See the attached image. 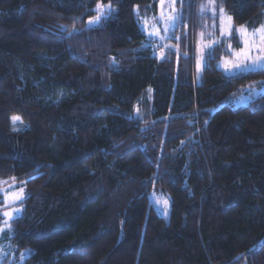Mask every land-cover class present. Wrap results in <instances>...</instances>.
Segmentation results:
<instances>
[{"label":"trees","instance_id":"obj_1","mask_svg":"<svg viewBox=\"0 0 264 264\" xmlns=\"http://www.w3.org/2000/svg\"><path fill=\"white\" fill-rule=\"evenodd\" d=\"M158 2L0 0V187L25 188L10 245L30 251L18 264H264V93L232 103L264 67L217 66L240 47L232 32L196 82L214 18L177 1L158 58L138 23ZM97 3L114 10L88 24ZM215 3L234 27L264 24V0ZM152 190L168 194L167 222ZM9 206L0 194V226Z\"/></svg>","mask_w":264,"mask_h":264},{"label":"rangeland","instance_id":"obj_2","mask_svg":"<svg viewBox=\"0 0 264 264\" xmlns=\"http://www.w3.org/2000/svg\"><path fill=\"white\" fill-rule=\"evenodd\" d=\"M177 1L179 0H175L174 3L173 0H159L156 11L151 16H143V15H139L138 13V23L141 30L145 34V41L147 42L148 45H150L153 48L154 53L158 58H161L164 55V50L167 47H173L174 45L173 41L168 40V37L170 36V31L173 28L168 32H165V28L170 23V21L168 20L169 16L178 17V19L175 21V27L180 23V9L176 4ZM198 1H200L198 5L199 12H201L204 16L205 14H209L211 17L214 18V22L210 23V25H208L206 29L204 27V30L201 33H199L197 36V44L194 52L195 72H196L195 81L199 82L200 80V74L205 63V52L206 50L210 49L209 47H207V45L211 44L213 46L216 42H218V40H220V37L222 36L229 37L231 35L228 33L229 23L231 24L233 35L234 36L237 35V37L240 40V47L235 49V47H232L229 44L228 47L231 50V57L220 58V60L217 62V66L226 74L243 71L236 69H233L232 71H226L227 62L235 61L238 57L241 59L243 58V54L240 52V50L242 48H245L246 45L244 43V39L241 36V33L236 31V29H239L241 25L234 27L232 25V21L229 22L227 20V16L230 15L226 11H224L226 15L222 17L219 11L220 7H217L215 0L214 2H210V0H206V1L198 0ZM202 4L205 5L204 10L201 9ZM104 5H108V4H104ZM213 9L215 10L214 12ZM96 10L98 14L97 6H96ZM113 10L114 9L112 7L106 9L104 13V17L100 19L99 22L104 18H106L107 16H109L110 14H112ZM89 21L88 24H90ZM214 28H217L218 30L217 34ZM260 28L261 27L256 29H260ZM247 30L249 33L254 32V30H249L248 28ZM157 32H159V35H156ZM160 36H165V39L161 40L159 38ZM250 54L253 59H255L257 55H259V53L256 50H253ZM251 69H259V68H250L247 70H251ZM262 93H264V85L252 86L250 88H247L243 94L234 98L232 100V103L234 105H243ZM14 116L19 117L18 115H12L10 117L13 129H23L27 127V123L25 121H22L21 119L15 121L14 123L12 120V117ZM21 189L23 190L22 192ZM0 194H1V200L3 201L4 205H10L8 208L2 211L3 219H2V224L0 226V264H3L4 259H7L9 264H18V261L22 260L25 256H27L30 251L25 249L20 255V257L17 256L15 252V248H13L10 245V238L12 236V226L10 223L11 220L14 217L20 215L23 210L22 202L26 196L25 188L22 182L14 181L7 184L6 186L0 187ZM15 196H20L21 198L14 199ZM163 200H167L168 202L167 206L163 204ZM149 202L156 210V212L160 216H162L167 222L169 220V214H170V201L168 194L161 190H152L149 193ZM4 213H9V215L5 216Z\"/></svg>","mask_w":264,"mask_h":264},{"label":"snow or ice","instance_id":"obj_3","mask_svg":"<svg viewBox=\"0 0 264 264\" xmlns=\"http://www.w3.org/2000/svg\"><path fill=\"white\" fill-rule=\"evenodd\" d=\"M175 0H173V3ZM210 2H214V0H210ZM111 6L110 5H104L103 3H97V9H98V14L97 16L93 17L90 19L89 23H97L99 22L100 19L104 17V13L106 9H109ZM205 5H201V9L204 10ZM215 10L213 9V12ZM221 16H225L226 14L224 13V9L221 7L219 9ZM178 19V17L174 16H169L168 20L170 23L167 25L165 28V32L170 31L172 28L175 27V21ZM231 16H227V20L231 22ZM236 31L241 33L242 38L244 39V43L246 45L245 48H242L240 52L243 54V58H237L235 61H229L226 64V71H232L233 69L236 70H247L250 68H260L264 67V25L261 26L260 29L254 30L253 33H249L247 30V27L244 25H241L239 29H236ZM232 28L231 24L229 23V28H228V33L231 34ZM156 35H159V32L156 33ZM161 40L165 39V36H160L159 37ZM259 41V42H258ZM207 47L211 48L212 45L208 44ZM253 50H256L259 55L255 57V59L252 58L251 52ZM250 61V63H249ZM20 117H12L13 122L19 120ZM23 190L21 189V192ZM20 196H15L14 199H20ZM167 200H163V204L167 206ZM5 216H8L9 213H4Z\"/></svg>","mask_w":264,"mask_h":264}]
</instances>
